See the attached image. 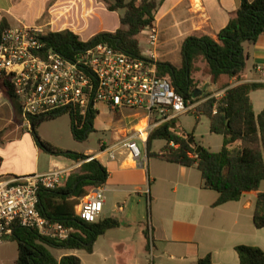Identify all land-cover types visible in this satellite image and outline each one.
<instances>
[{
    "label": "crops",
    "instance_id": "obj_1",
    "mask_svg": "<svg viewBox=\"0 0 264 264\" xmlns=\"http://www.w3.org/2000/svg\"><path fill=\"white\" fill-rule=\"evenodd\" d=\"M239 4L240 0H161L153 22L158 32L156 61L179 67L184 40L202 36L215 39ZM88 8L103 23L100 29L86 30L78 22ZM26 13L34 14L35 24H20L16 14ZM110 18L115 20L111 28L107 26ZM1 20L6 21L8 28L12 27L9 23L12 21L18 26L36 27L43 33L45 28L52 32L69 30L83 42L100 32H114L119 28V14L107 11L97 0H5L0 7ZM137 39L141 52L146 50L145 32L141 31ZM242 48L245 60L239 79L221 75L213 83L211 77H202L200 73L195 75V79L205 87V92L211 93L216 100L224 96L228 87L241 83H264L257 70L258 67L264 69V35L253 44L243 43ZM249 98L254 114L258 115L264 108V89L250 92ZM107 112L114 116L116 123L110 132V140L102 142L100 152L83 155L90 160L96 159L108 173L104 205L98 221L105 219L104 216L114 217L119 221V227L117 232H105L93 243L92 252L87 254L93 257V264H198L207 259L209 262L205 264H239L234 249L240 245L256 247L264 253V229H256L252 221L256 193L244 194L237 201L212 207L218 194L202 188L200 173L195 166L187 168L148 158L147 138L137 141L138 146L140 144L144 148L145 159L142 156L134 162L121 148L119 143L122 140L133 130L144 126L146 121L142 112L129 109L111 112L104 104L97 105L96 117ZM177 129L175 125L174 130ZM178 130V134H184ZM111 153L114 159L110 158ZM149 159L151 163L154 161L153 164L150 165ZM80 164L61 156L48 155L37 147L0 83V181L56 170L68 174ZM262 185L261 181L258 193H264ZM107 194L111 207L102 214L107 205ZM143 198L148 207L144 234L139 228L143 216L138 214V211L143 212ZM48 250L56 260L74 255L81 264H85L75 254L81 250H68L71 254H62V249ZM52 250L60 253L59 256H54ZM148 257H151L150 261Z\"/></svg>",
    "mask_w": 264,
    "mask_h": 264
},
{
    "label": "trees",
    "instance_id": "obj_2",
    "mask_svg": "<svg viewBox=\"0 0 264 264\" xmlns=\"http://www.w3.org/2000/svg\"><path fill=\"white\" fill-rule=\"evenodd\" d=\"M97 1L109 12H122L118 29L100 32L86 42L69 30L50 32L38 37L44 45L43 52L51 49L69 58L76 51L105 43L124 53L139 56L141 48L137 37L154 22L161 0ZM7 28L6 21L1 20L0 35ZM262 35L264 0H240L238 9L215 39L206 36L185 39L180 50L181 65L176 67L169 63H157V76L167 79L174 92L194 104L199 101L197 84L200 83L195 75L200 73L202 77H211L213 83L221 75L239 79L245 60L242 44H253ZM199 65L204 68L201 69ZM0 83L5 96L19 111L8 80L0 77ZM223 88L225 86L220 89ZM260 89H264V83H241L228 87L220 100L207 93L204 101L195 107L196 124L198 118L203 116L208 120L209 132L222 137V148L218 153L197 144L191 146L187 139L193 136L192 133L183 137L171 128L176 119L155 127L146 141L148 158L187 168L195 166L200 173L202 188L218 194L212 207L237 201L244 194L256 193L252 216L256 229H264V193H258L259 185L264 180V108L255 115L249 94ZM96 114L88 112L85 116H79L73 113L69 116L74 140L81 142L87 139L93 131ZM46 120L49 119L32 121L29 133L37 147L48 155L61 156L81 164L75 171L66 174L59 188L39 190L36 208L42 217L72 228L73 232L67 240L57 242L39 236L33 229L14 225L9 240L17 244L15 264H81L74 255L56 260L48 248L91 253L97 238L119 227V221L114 217L92 224L78 218L80 204L93 190L105 185L108 173L96 159L88 161V156L61 151L41 141L36 128ZM157 140L164 141L165 146L158 153L151 152V143ZM198 146L200 150L195 153ZM234 250L239 264H264V253L259 248L240 245ZM205 262L209 260L199 261L198 264Z\"/></svg>",
    "mask_w": 264,
    "mask_h": 264
},
{
    "label": "built area",
    "instance_id": "obj_3",
    "mask_svg": "<svg viewBox=\"0 0 264 264\" xmlns=\"http://www.w3.org/2000/svg\"><path fill=\"white\" fill-rule=\"evenodd\" d=\"M142 31L148 48L139 56L99 43L65 58L51 49L43 52L38 37L45 33L36 27L5 29L0 35V77L12 88L21 124L30 130L32 121L39 119L63 113L85 116L96 112L99 104L111 112H142L144 126L119 143L131 160L139 161L142 152L137 141L148 138L158 125L191 110L189 101L174 92L167 79L157 76L156 26L152 23ZM257 70L264 81V69ZM110 158L114 159L112 153ZM65 178V172L56 170L0 181V244L10 239L14 225L57 242L69 238L72 228L42 217L36 208L39 190H55ZM104 193L101 186L83 200L78 209L80 220L89 224L98 221Z\"/></svg>",
    "mask_w": 264,
    "mask_h": 264
},
{
    "label": "rangeland",
    "instance_id": "obj_4",
    "mask_svg": "<svg viewBox=\"0 0 264 264\" xmlns=\"http://www.w3.org/2000/svg\"><path fill=\"white\" fill-rule=\"evenodd\" d=\"M5 0H0V7L4 5ZM85 10L83 15L78 19L80 25L84 26L86 30H98L102 27V22L91 11ZM106 9V8H105ZM121 15L122 12H116ZM18 17L21 25H33L35 24V16L33 13H26V14H16ZM115 20L110 18L107 21V26L109 28L114 26ZM12 27H16L19 24L17 22H9ZM106 26V25H105ZM47 32L49 31L47 28L44 29ZM197 89L199 90L198 102L194 104H190L191 110L184 115L178 116L175 120V125L178 129L182 130L184 134H191L193 133V138L197 144H201L205 147H208L211 152L218 153L221 150L223 139L219 135L210 134L209 132V124L208 120L204 117H200V121H198L196 125V117L194 115L195 107L204 101V96L207 94L205 92V87L201 85V82L197 84ZM7 98V97H6ZM254 98V97H253ZM8 99V98H7ZM9 100V99H8ZM10 102V100H9ZM116 125L114 116L107 112L102 115H98L94 120L93 124V131L89 133L88 137L84 141H76L73 139L71 130H70V119L67 113H63L57 117L52 119L43 121L38 125L36 128V134L41 141H44L51 145L52 147L59 149L61 151L72 152L77 154H85L91 153L96 154L100 152V145L102 142H108L111 138V130L113 126ZM164 141H154L151 146V151L158 152L161 147L164 146ZM140 150L142 152L143 159H145L144 155V148L142 145L139 144ZM150 165L153 164L154 161L151 163V159H149ZM145 166V164H144ZM264 184V180L262 181ZM264 186V185H262ZM107 205L104 207L102 214L111 207L110 197L107 194L106 196ZM137 213V211H135ZM148 212V207L146 204L145 198H143V212H139L140 216L142 213L143 220H141L139 224L140 230L144 234L145 230V222ZM110 216H104V218H108ZM103 218V217H102ZM117 232L116 229H112L107 231V233L113 234ZM129 232V231H126ZM133 232V231H132ZM125 233V232H124ZM62 254H71V251L68 250H61ZM54 256H59L60 253H56L54 250L51 251ZM85 264H93L92 260L93 257L91 255H87L89 253L85 252L84 250L75 251ZM17 258V244L14 241L7 240L0 244V264H13L14 260ZM149 261L151 257H148Z\"/></svg>",
    "mask_w": 264,
    "mask_h": 264
},
{
    "label": "water",
    "instance_id": "obj_5",
    "mask_svg": "<svg viewBox=\"0 0 264 264\" xmlns=\"http://www.w3.org/2000/svg\"><path fill=\"white\" fill-rule=\"evenodd\" d=\"M171 128H172V129H175V125H172ZM176 132L179 133L180 131L177 129ZM182 136L185 137L186 135H185V134H182ZM187 140H188V143H189L191 146L196 145V143H195V141H194V139H193L192 136L189 137ZM199 150H200V147L198 146V147L196 148V150H195V153H198Z\"/></svg>",
    "mask_w": 264,
    "mask_h": 264
}]
</instances>
